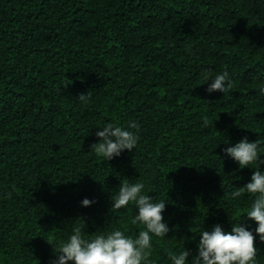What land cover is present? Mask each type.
Returning <instances> with one entry per match:
<instances>
[{
	"label": "trees",
	"instance_id": "trees-1",
	"mask_svg": "<svg viewBox=\"0 0 264 264\" xmlns=\"http://www.w3.org/2000/svg\"><path fill=\"white\" fill-rule=\"evenodd\" d=\"M205 69L232 89L209 93ZM261 88L264 0H0V264H49L74 227L138 234L134 205L111 209L126 179L167 200L157 264L195 253L204 227L231 230L252 199L229 193L264 159L241 168L223 149L264 141ZM128 120L136 147L97 155L96 127Z\"/></svg>",
	"mask_w": 264,
	"mask_h": 264
},
{
	"label": "clouds",
	"instance_id": "clouds-1",
	"mask_svg": "<svg viewBox=\"0 0 264 264\" xmlns=\"http://www.w3.org/2000/svg\"><path fill=\"white\" fill-rule=\"evenodd\" d=\"M202 75L205 82L210 81L207 87L209 93L218 90L226 95L233 87L227 69L214 76L205 69ZM259 91L264 93V88ZM139 127L136 120H128L125 124L106 122L96 127L95 135L100 139L91 148L95 149L97 155L111 160L124 150L136 147ZM262 143L264 141L260 139L250 141L245 136L235 144H229L223 151L238 162L241 168L251 167L253 162L264 159L260 151ZM254 168L251 179L229 193L234 200L245 192L250 194L252 203L249 210L236 221L230 215L231 230H226L219 222L213 224L210 230L202 228L197 233V251L193 253L184 246L183 250L169 252L171 264H257L260 250L256 244L257 236L260 241H264V168ZM149 193L145 191L142 180L132 183L126 179L121 181L118 190L111 195V209L134 205L133 223L143 225L138 234L129 235L121 228H113L86 236L81 227H74L66 239L58 243L49 241L54 247V255L49 264H69L70 261L73 264H157L155 259L150 258L152 240L154 236L165 237L170 231L163 215L167 200L157 201ZM92 203L94 200L88 197L81 201L83 206ZM241 220H254L257 224L251 228Z\"/></svg>",
	"mask_w": 264,
	"mask_h": 264
}]
</instances>
